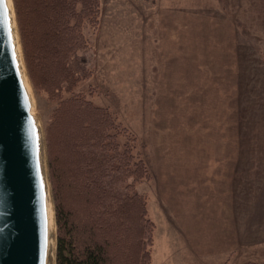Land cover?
I'll list each match as a JSON object with an SVG mask.
<instances>
[{"label": "rangeland", "instance_id": "374dc122", "mask_svg": "<svg viewBox=\"0 0 264 264\" xmlns=\"http://www.w3.org/2000/svg\"><path fill=\"white\" fill-rule=\"evenodd\" d=\"M86 33L88 97L148 169L151 264H264V0H101Z\"/></svg>", "mask_w": 264, "mask_h": 264}, {"label": "trees", "instance_id": "16d2710c", "mask_svg": "<svg viewBox=\"0 0 264 264\" xmlns=\"http://www.w3.org/2000/svg\"><path fill=\"white\" fill-rule=\"evenodd\" d=\"M13 1L32 84L57 101L45 131L56 263L151 264L153 223L135 188L148 174L146 163L83 86L93 75L83 55L86 32L100 23L101 0Z\"/></svg>", "mask_w": 264, "mask_h": 264}, {"label": "water", "instance_id": "95a60500", "mask_svg": "<svg viewBox=\"0 0 264 264\" xmlns=\"http://www.w3.org/2000/svg\"><path fill=\"white\" fill-rule=\"evenodd\" d=\"M23 63L29 77L14 1L0 0V264H57L46 134Z\"/></svg>", "mask_w": 264, "mask_h": 264}, {"label": "bare ground", "instance_id": "6f19581e", "mask_svg": "<svg viewBox=\"0 0 264 264\" xmlns=\"http://www.w3.org/2000/svg\"><path fill=\"white\" fill-rule=\"evenodd\" d=\"M12 6V5H11ZM19 49H20V46H19ZM20 52V50H19ZM22 66L24 67V63L22 64ZM25 69V67H24ZM24 71V70H23ZM24 75H25V79H26V82H27V85L29 87L30 90L31 89V84H30V81H29V77L26 73V69H25V72H24ZM48 215H49V230H50V247H51V251L53 250L54 248V238H53V235H52V232L54 230V226H55V223H54V215H53V210L51 208V205L49 204V209H48Z\"/></svg>", "mask_w": 264, "mask_h": 264}, {"label": "crops", "instance_id": "0c3cea01", "mask_svg": "<svg viewBox=\"0 0 264 264\" xmlns=\"http://www.w3.org/2000/svg\"><path fill=\"white\" fill-rule=\"evenodd\" d=\"M240 10H241V12H242V10H243V5L240 6Z\"/></svg>", "mask_w": 264, "mask_h": 264}]
</instances>
